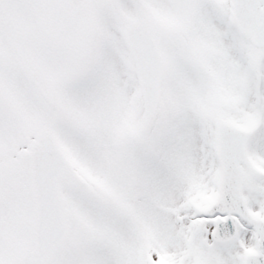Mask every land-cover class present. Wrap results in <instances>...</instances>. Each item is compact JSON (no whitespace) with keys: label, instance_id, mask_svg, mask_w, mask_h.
<instances>
[{"label":"snow or ice","instance_id":"snow-or-ice-1","mask_svg":"<svg viewBox=\"0 0 264 264\" xmlns=\"http://www.w3.org/2000/svg\"><path fill=\"white\" fill-rule=\"evenodd\" d=\"M0 264H264V0H0Z\"/></svg>","mask_w":264,"mask_h":264}]
</instances>
